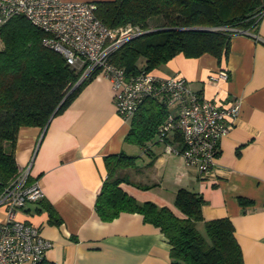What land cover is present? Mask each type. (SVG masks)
Wrapping results in <instances>:
<instances>
[{
    "label": "crops",
    "instance_id": "0c3cea01",
    "mask_svg": "<svg viewBox=\"0 0 264 264\" xmlns=\"http://www.w3.org/2000/svg\"><path fill=\"white\" fill-rule=\"evenodd\" d=\"M220 69L228 79L209 78ZM152 71L181 76L220 105L239 103L237 115L224 120L231 126L220 139L212 170L201 175L181 154L167 150V145L182 148L177 131L164 140L157 133L143 145L126 141L129 119L118 115L109 79L96 72L44 127L19 129L16 164L20 169L30 163L29 179L38 180L43 196L18 210L17 218L40 227L51 242L45 260L54 264H170L166 237L141 214L121 212L103 221L94 210L107 176L104 157L124 152L134 156L132 165L119 170L128 194L182 216L174 205L176 191L196 192L203 198V220L229 218L244 263L264 264V16L250 34L232 35L221 61L210 53H178ZM47 206L55 209L58 222L50 221ZM4 217L0 207V220ZM197 227L204 230L203 221Z\"/></svg>",
    "mask_w": 264,
    "mask_h": 264
},
{
    "label": "trees",
    "instance_id": "16d2710c",
    "mask_svg": "<svg viewBox=\"0 0 264 264\" xmlns=\"http://www.w3.org/2000/svg\"><path fill=\"white\" fill-rule=\"evenodd\" d=\"M95 4V14L106 27L130 25L140 30L109 55V61L127 74L151 71L178 53L186 57L210 53L221 61L232 35L253 31L264 16V0H99ZM152 17L158 21L149 25ZM44 36L23 15L0 26V192L19 170L14 155L19 129L44 127L96 73L80 80L82 71L46 47ZM167 113L164 103L145 98L129 119L126 141L143 145L159 133ZM104 162L107 176L94 204L101 220L110 221L121 212L141 214L166 237L170 264H245L230 219L203 220L201 195L179 188L174 205L182 216L176 215L167 206L137 201L120 186L125 178L119 170L132 165L134 156L120 152L105 156ZM47 210L50 221L58 222L55 209L47 206ZM200 221L204 233L197 227ZM37 264L54 263L44 257Z\"/></svg>",
    "mask_w": 264,
    "mask_h": 264
},
{
    "label": "built area",
    "instance_id": "2783aa9c",
    "mask_svg": "<svg viewBox=\"0 0 264 264\" xmlns=\"http://www.w3.org/2000/svg\"><path fill=\"white\" fill-rule=\"evenodd\" d=\"M95 10L93 1L0 0V26L12 16L23 15L45 33L42 41L46 47L82 71L80 79L94 72L106 76L116 111L123 120L130 119L148 97L158 99L167 108L173 107L175 111H168L159 127L160 139L164 140L170 131H177L182 148L167 145V150L181 154L199 174H208L216 164L220 139L231 126L224 120L237 115L239 103L223 106L205 99L178 75L161 76L152 70L127 74L109 61V55L140 30L130 25L108 28ZM239 33L250 34V31ZM228 75L225 69H220L209 78L226 80ZM29 167L30 163L20 168L0 192V207L5 210V217L0 220V264H37L51 247L39 226L16 216L28 202H36L43 196L38 180L29 179Z\"/></svg>",
    "mask_w": 264,
    "mask_h": 264
},
{
    "label": "rangeland",
    "instance_id": "374dc122",
    "mask_svg": "<svg viewBox=\"0 0 264 264\" xmlns=\"http://www.w3.org/2000/svg\"><path fill=\"white\" fill-rule=\"evenodd\" d=\"M157 18H158V17H152V18L148 19V23H149V25H153V24H155L156 21H158ZM199 230H201V229L199 228ZM202 232L204 233V230H202Z\"/></svg>",
    "mask_w": 264,
    "mask_h": 264
},
{
    "label": "water",
    "instance_id": "95a60500",
    "mask_svg": "<svg viewBox=\"0 0 264 264\" xmlns=\"http://www.w3.org/2000/svg\"><path fill=\"white\" fill-rule=\"evenodd\" d=\"M200 29H203V28H200ZM80 80H81V79H80ZM80 80H79V81H80ZM79 81H78V82H79ZM78 82H77V83H78ZM77 83H76V84H77ZM76 84H75V85H76Z\"/></svg>",
    "mask_w": 264,
    "mask_h": 264
}]
</instances>
